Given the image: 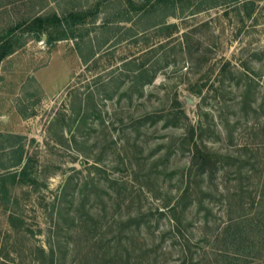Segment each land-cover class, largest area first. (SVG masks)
I'll return each instance as SVG.
<instances>
[{"label": "rangeland", "instance_id": "obj_1", "mask_svg": "<svg viewBox=\"0 0 264 264\" xmlns=\"http://www.w3.org/2000/svg\"><path fill=\"white\" fill-rule=\"evenodd\" d=\"M243 1L174 27L128 0H0V29L96 9L1 64L0 132L24 159L6 168L0 137V179L29 161L36 181L0 193V264H225L235 222L264 264V0Z\"/></svg>", "mask_w": 264, "mask_h": 264}, {"label": "trees", "instance_id": "obj_2", "mask_svg": "<svg viewBox=\"0 0 264 264\" xmlns=\"http://www.w3.org/2000/svg\"><path fill=\"white\" fill-rule=\"evenodd\" d=\"M226 1L240 2L241 0H144L136 3L134 0H128L131 8L140 10L143 14H152L154 22L151 25H174V23H167L169 16H179L185 12L188 7H193L191 13H195L204 8L217 6ZM247 15H251L253 11V1H243ZM95 8H83L78 10H68L63 14L57 11H50L47 13H35L28 18L17 20L8 24L5 28L0 29V67L3 60L9 55L16 52L20 47L25 45L31 37L41 38L46 37L47 42L53 44L59 40L67 38H78L83 36L84 32L80 27L84 26L89 16L95 14ZM167 23V24H166ZM145 70L141 72L144 76ZM154 77H150L146 83H150ZM245 86V85H244ZM251 92L249 85L243 89L241 101L243 103H250L248 97ZM194 136V130H192ZM0 137L3 138L4 143L1 146L3 151L8 155V162L6 168L19 167L23 164L24 146L21 142V136L15 133L0 132ZM2 141V142H3ZM6 142V143H5ZM5 152V153H6ZM29 161L25 162L19 172L10 173L4 178L0 179V193L8 191L6 182L10 181L16 183L18 180L25 181L32 184L36 181L35 176L28 172ZM2 187V188H1ZM128 221V220H127ZM261 225V224H260ZM262 237L256 239L251 244H262ZM249 238L247 236L246 228L241 222L228 224L224 228L223 242L225 248L223 249V257L225 264H255L256 260L261 257L252 252L247 244ZM260 257V258H259ZM185 263V261L183 262Z\"/></svg>", "mask_w": 264, "mask_h": 264}]
</instances>
